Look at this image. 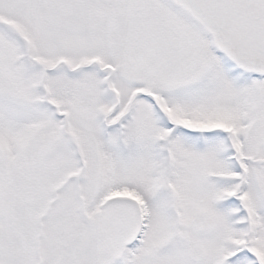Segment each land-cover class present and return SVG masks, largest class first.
Returning <instances> with one entry per match:
<instances>
[{"label":"snow or ice","instance_id":"snow-or-ice-1","mask_svg":"<svg viewBox=\"0 0 264 264\" xmlns=\"http://www.w3.org/2000/svg\"><path fill=\"white\" fill-rule=\"evenodd\" d=\"M0 264H264V0H0Z\"/></svg>","mask_w":264,"mask_h":264}]
</instances>
